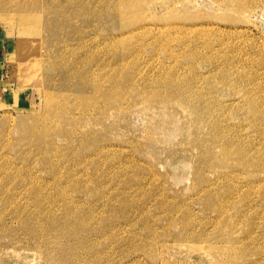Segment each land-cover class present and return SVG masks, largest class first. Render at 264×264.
Here are the masks:
<instances>
[{
	"label": "rangeland",
	"instance_id": "374dc122",
	"mask_svg": "<svg viewBox=\"0 0 264 264\" xmlns=\"http://www.w3.org/2000/svg\"><path fill=\"white\" fill-rule=\"evenodd\" d=\"M0 264H264V0H0Z\"/></svg>",
	"mask_w": 264,
	"mask_h": 264
},
{
	"label": "bare ground",
	"instance_id": "6f19581e",
	"mask_svg": "<svg viewBox=\"0 0 264 264\" xmlns=\"http://www.w3.org/2000/svg\"><path fill=\"white\" fill-rule=\"evenodd\" d=\"M107 10H109V9H107ZM76 13H77L76 12V5L72 3L70 8L67 10L66 14H68L69 17H70V15H73V16L76 15ZM118 25H120V29L126 28L128 31L134 30V28H132L133 26H127L125 24H118ZM130 28H132V29H130ZM112 34H113V36H112ZM112 34H109V35H106V36L103 37V41H104L105 45H107V44L109 45L111 43L118 44L121 41L122 32H118V34H114V33H112ZM79 40H81V38H79ZM67 55L69 56V54H67ZM35 58H36V56H35ZM69 59H70V61L67 64H63V62H61L58 65H54V66L51 67V69L61 71L62 78H64V79H66V78L67 79H69V78L71 79L74 76V74H76V72H78L77 71L78 69H77L76 62L84 61L85 57L84 56H78V57H75L74 59H71V58H69ZM90 62H91V60L84 61V63H88V66H89ZM79 74H80V70L78 72V75H76V76L81 78V76ZM96 77H97V74H96V76L94 75V77L92 79H90V77H89L86 80L87 81L86 85L90 87V89H89L90 94H89V96L88 95L86 96L87 99L90 100V99L94 98V101H95V99H96L95 95L99 94V93H102V97H105V100L109 99L111 96L114 97L115 95L111 91H110L111 93L109 95H107L106 89L100 83V79H98ZM62 78H59L54 83L56 85L57 84H60V85L67 84L65 81H63V82L60 81ZM91 80H94V83ZM86 81L83 80L82 81V83H83L82 85L85 86V82ZM88 83H91L92 85H90ZM70 84L71 85L68 84L67 87H70V86L73 87V83H70ZM112 99L114 100V98H112ZM93 104H94L95 107L96 106L98 107V105L96 104V101ZM70 105L72 107H76L74 103H71Z\"/></svg>",
	"mask_w": 264,
	"mask_h": 264
}]
</instances>
